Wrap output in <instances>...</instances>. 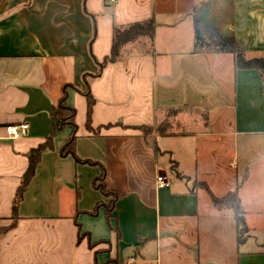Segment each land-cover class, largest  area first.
Segmentation results:
<instances>
[{"label":"crops","instance_id":"crops-1","mask_svg":"<svg viewBox=\"0 0 264 264\" xmlns=\"http://www.w3.org/2000/svg\"><path fill=\"white\" fill-rule=\"evenodd\" d=\"M196 17L264 57V0H0V264H264V68L195 52ZM148 19L152 40L84 77L111 54L115 26ZM66 85L76 129L53 120ZM173 109L179 125L160 134ZM19 123L27 133L8 138ZM73 134L76 155H63ZM48 138L15 212L28 155ZM103 167L121 194L110 219L92 213L110 200L95 185ZM237 186L242 242L209 195Z\"/></svg>","mask_w":264,"mask_h":264},{"label":"trees","instance_id":"trees-1","mask_svg":"<svg viewBox=\"0 0 264 264\" xmlns=\"http://www.w3.org/2000/svg\"><path fill=\"white\" fill-rule=\"evenodd\" d=\"M154 30H155V22L153 19L134 22L127 26H121V27L115 26L113 33V45H112L111 54L107 56L102 63H99V70L96 73L85 74L84 77L87 78L89 76H97L98 74H100V72L108 63L117 61V59H119L123 55L124 53L123 50L126 45L135 42L141 38L152 40L154 36ZM194 36H195V40H194L195 52L230 53L233 55L235 64L238 68H256V69L264 68V57L248 58L235 38L225 36L221 32V30L216 27H210L202 24V22L197 17L195 18L194 21ZM69 87H71V85H66L64 87L63 97L61 98L58 106L53 109V120L57 129H62L67 125H72L74 129H76L77 127L76 109L69 106L67 103V95H68ZM83 93L87 98V104H88L87 122L90 125L91 114H92L93 105L95 103V99L90 92L89 86L87 90H85ZM177 111L178 109L170 110L167 118L157 126L156 130L160 134H165L168 131H170L172 126L176 123L175 115ZM139 128L144 133L151 132L154 129L150 125H142ZM52 147H53L52 139L48 138L46 142L40 144L37 148H34L29 153L28 155L29 166L24 174L23 182L21 183L18 189V194L13 201V208L15 212L17 210L19 201L22 199L23 191L25 187L29 184V182L31 181L32 177L35 174L42 153L46 149ZM62 154L76 155L74 134L69 138V140L63 147ZM105 175H106V171L105 168L103 167L101 176L95 180V185L97 189L100 190L106 197L110 198V200L108 202L100 201L92 213L97 214L99 207L104 206L106 209L107 217L108 219H110L114 215L113 212L115 209V205L118 199L121 197V194L119 192H114L107 189V185L105 183ZM239 186H237V188L234 191L229 192L228 194L222 197L216 196L211 191H209V195L212 199L213 204L217 208L226 207L232 209L233 215L238 224V238L239 241L242 242L247 236L248 227L246 222V211L238 195ZM202 187H206L205 183H202ZM89 246L91 248L94 247V245L91 242L89 243ZM119 263L120 261L116 257V258H111L106 264H119Z\"/></svg>","mask_w":264,"mask_h":264},{"label":"built area","instance_id":"built-area-1","mask_svg":"<svg viewBox=\"0 0 264 264\" xmlns=\"http://www.w3.org/2000/svg\"><path fill=\"white\" fill-rule=\"evenodd\" d=\"M29 129V124L19 123V124H9L6 126V132L8 138L16 139L21 136H24ZM169 184L168 178L166 175L159 174L157 176V185L158 187H164Z\"/></svg>","mask_w":264,"mask_h":264},{"label":"rangeland","instance_id":"rangeland-1","mask_svg":"<svg viewBox=\"0 0 264 264\" xmlns=\"http://www.w3.org/2000/svg\"><path fill=\"white\" fill-rule=\"evenodd\" d=\"M170 174H171V173H170ZM195 185L199 187V186H202V183H201V181H197V180H196V181H195ZM109 199H110V198H109Z\"/></svg>","mask_w":264,"mask_h":264}]
</instances>
